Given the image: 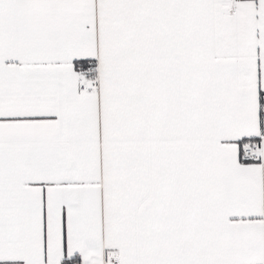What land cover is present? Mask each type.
<instances>
[{
	"label": "snow or ice",
	"instance_id": "1",
	"mask_svg": "<svg viewBox=\"0 0 264 264\" xmlns=\"http://www.w3.org/2000/svg\"><path fill=\"white\" fill-rule=\"evenodd\" d=\"M0 264H264V0H0Z\"/></svg>",
	"mask_w": 264,
	"mask_h": 264
}]
</instances>
